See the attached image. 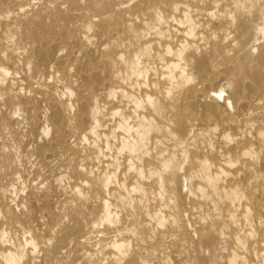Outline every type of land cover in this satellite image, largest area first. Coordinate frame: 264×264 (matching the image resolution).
Wrapping results in <instances>:
<instances>
[{"label":"bare ground","instance_id":"obj_1","mask_svg":"<svg viewBox=\"0 0 264 264\" xmlns=\"http://www.w3.org/2000/svg\"><path fill=\"white\" fill-rule=\"evenodd\" d=\"M0 264H264V0H0Z\"/></svg>","mask_w":264,"mask_h":264},{"label":"rangeland","instance_id":"obj_2","mask_svg":"<svg viewBox=\"0 0 264 264\" xmlns=\"http://www.w3.org/2000/svg\"><path fill=\"white\" fill-rule=\"evenodd\" d=\"M212 93H214V91ZM181 179H182V182H183V191L186 192V190H187L186 181L184 180L183 176H182Z\"/></svg>","mask_w":264,"mask_h":264}]
</instances>
